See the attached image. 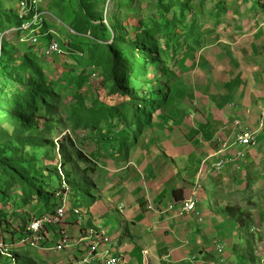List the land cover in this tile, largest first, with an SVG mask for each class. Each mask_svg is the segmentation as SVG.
Masks as SVG:
<instances>
[{
	"label": "rangeland",
	"instance_id": "374dc122",
	"mask_svg": "<svg viewBox=\"0 0 264 264\" xmlns=\"http://www.w3.org/2000/svg\"><path fill=\"white\" fill-rule=\"evenodd\" d=\"M18 2L0 0V51L5 57L0 63V156L9 160L7 170L0 168V222L8 221L15 229L62 205L68 212L87 209L113 238L112 245L123 246L133 224L122 208L102 215L107 206L101 202V184L119 180L117 167L130 157L132 147L152 143V133L158 147L154 155L166 156L155 134L175 127L170 106L189 83L200 51L218 43H227L222 46L227 52L236 47L244 33L256 30L264 20V0H40L38 12L43 13L45 27L62 42L64 51L56 56H46L43 44L21 42L23 34L14 32ZM90 22L105 25L106 31H90ZM115 36L146 42L145 50H134L139 67L124 79L141 99L153 103L156 111L149 127H143L140 113L130 111L127 96L113 93L105 73L106 46ZM225 66L224 79L229 80ZM31 84L39 86L31 90ZM222 142L224 150L231 146L226 138ZM19 173L32 189L48 194L49 202L42 203L28 186L13 179ZM251 179L254 174L246 177L244 195L236 190L238 182L227 194L232 222L228 239L234 242H225L224 249L237 257L236 264H264V241L259 240L264 236L260 229L264 197L253 194ZM72 188L80 196L90 193L92 200L83 194L86 206H77L79 198L72 195ZM259 192L264 193V183ZM66 230L77 244L80 234L75 225ZM4 232L0 226V239ZM3 239L8 241V236ZM11 246L18 264L74 260L69 254H52V259L50 252ZM152 253L148 249L145 255Z\"/></svg>",
	"mask_w": 264,
	"mask_h": 264
},
{
	"label": "crops",
	"instance_id": "0c3cea01",
	"mask_svg": "<svg viewBox=\"0 0 264 264\" xmlns=\"http://www.w3.org/2000/svg\"><path fill=\"white\" fill-rule=\"evenodd\" d=\"M262 19L259 27L244 33L230 51L222 47L227 43L208 45L207 50L200 51L191 79L184 86L185 93L170 106L175 127L155 134L166 156L154 155L158 147L152 133V143L132 147L130 157L117 167L120 179L101 184V202L107 206L102 215L111 211L113 215L122 208L121 213L133 224L127 244L119 249L111 245L109 249L112 256L124 260L123 264H236L237 257L227 251L219 254L216 245L234 242L228 239L232 222L226 211L227 194L233 193L234 182H238L236 190L244 195L246 177L254 174L255 179L250 181L253 194L256 191L258 197H264L259 192L264 183V129L257 132L256 143L251 146L234 141L235 134L256 129L264 120ZM225 65L229 80L224 79ZM218 138L230 141L231 146L222 153ZM237 151L245 156L235 164L226 161L221 171L213 169L216 162L230 159ZM197 180L205 188L197 204L202 221L194 214L179 215L178 210ZM171 203L177 205L169 210ZM83 217L89 226L106 232L87 209ZM260 229L264 231L263 226ZM117 240L121 242L119 236ZM259 240L264 241V236ZM148 249L153 251L149 257L145 255ZM52 254L48 253L53 259Z\"/></svg>",
	"mask_w": 264,
	"mask_h": 264
},
{
	"label": "built area",
	"instance_id": "2783aa9c",
	"mask_svg": "<svg viewBox=\"0 0 264 264\" xmlns=\"http://www.w3.org/2000/svg\"><path fill=\"white\" fill-rule=\"evenodd\" d=\"M39 2L40 0H19L17 18L21 24L14 29V32L23 34L24 37H21V42L33 46L43 44L46 56H56V54H61L64 51L62 42L54 36L55 33L45 27L42 18L43 13L38 12ZM260 129H264L263 119L260 120L258 128L243 129L235 134V143L245 147L255 144L257 132ZM218 143L220 145L219 153L227 150H224L226 143L222 142V139H219ZM244 156L245 153L243 151L234 152L230 159H220L213 168L221 171L226 161L234 164ZM202 188L203 186L200 182L195 184L190 196L178 204L179 215L194 214L199 221H202V216L197 211ZM176 205V203H171L168 209H173ZM66 207V205H62L54 211L32 220L27 226L24 236L19 240L16 238L15 242L9 240V238V242L0 239V256L9 259L11 264H16L12 253L13 247L11 245H13L18 248L44 250L53 254L64 253L73 255L70 252L76 249L75 255L72 256L74 260L71 259V263L65 261L62 264H92L94 260L101 262V264L124 263V260L120 257L112 256L109 249H104V247L112 245L113 238H110L106 232L99 228L86 224L82 210L73 209L68 212ZM149 208L152 207L150 206ZM70 224L79 227L80 239L77 244L72 242L67 233L66 227ZM216 251L219 254H223L225 252L224 245L217 244Z\"/></svg>",
	"mask_w": 264,
	"mask_h": 264
},
{
	"label": "trees",
	"instance_id": "16d2710c",
	"mask_svg": "<svg viewBox=\"0 0 264 264\" xmlns=\"http://www.w3.org/2000/svg\"><path fill=\"white\" fill-rule=\"evenodd\" d=\"M15 20H17V23L15 24L16 27L20 26V21L18 20L17 17H15ZM89 30L90 31H95V30H103L106 31V26L101 24V25H95L92 24L91 22L88 24ZM107 52L106 56L104 58V69L105 73L108 77V79L112 82V91L113 93H119L127 96L128 102L127 105L130 108V111H134L135 113H140L142 116V124L143 127H149L152 124V119L153 115L155 114L156 109L154 108L153 103H150L149 101H146L145 99H141L132 89L128 87V84L126 80L124 79V74H128L134 71V69L139 67L138 62L134 61V50L139 51L141 48L142 50L146 49V42L144 39H140L139 37L136 38L135 40H131L130 38H126L123 36H115L108 46H106ZM5 60V57L3 53L0 51V63H2ZM26 66L29 64V60L26 59L25 62ZM141 69V68H139ZM15 82L18 83V81L15 80ZM39 85L38 84H31L29 89L34 90L37 88ZM146 111V113H144ZM141 129L139 128L138 130V135H141ZM8 159L6 157L0 156V168L3 170H7L9 164H8ZM18 166H20V161H18ZM20 174V173H19ZM52 176V175H50ZM15 180H19L23 185L28 186V189L32 191L33 193L36 194L38 199L42 201V203H48L49 201V195L48 194H43L40 192L39 189H32L34 188L32 185H30L28 182L24 183V180L21 176L15 175L13 177ZM33 183L35 182L34 180H31ZM64 185V184H63ZM69 189V188H68ZM70 192L74 197H78L79 201L76 203L77 206L82 205L86 206L82 202V196L83 194L87 196L88 200H92V196L90 193L83 192L81 193V196L79 192L75 189H71ZM45 215V214H44ZM42 215L38 217H33L31 218L27 223L23 225H19L15 229L12 225L8 224V221H4L3 223L0 222V226L5 228V232L3 234V238L8 236L9 240L14 241L16 238L19 240L21 237L24 236V233L26 232V228L29 225V223L36 219L41 217ZM76 227V226H75ZM79 229V227H76ZM2 238V239H3ZM76 249H74L70 254L75 255ZM64 254V253H63ZM14 256V255H13ZM15 257V256H14ZM0 259L3 260L2 263L0 264H11L10 260L1 257ZM16 260V264L19 262V257L17 256L14 258ZM20 264V263H19ZM28 264H32L30 261Z\"/></svg>",
	"mask_w": 264,
	"mask_h": 264
}]
</instances>
